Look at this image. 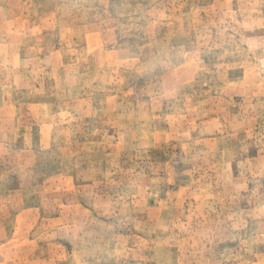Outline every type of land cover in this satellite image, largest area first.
<instances>
[{
  "label": "rangeland",
  "instance_id": "374dc122",
  "mask_svg": "<svg viewBox=\"0 0 264 264\" xmlns=\"http://www.w3.org/2000/svg\"><path fill=\"white\" fill-rule=\"evenodd\" d=\"M0 264H264V0H0Z\"/></svg>",
  "mask_w": 264,
  "mask_h": 264
}]
</instances>
